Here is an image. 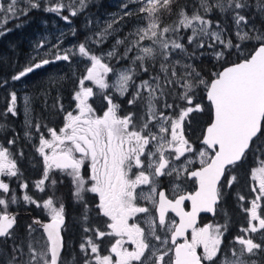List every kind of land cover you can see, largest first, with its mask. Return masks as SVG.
Returning <instances> with one entry per match:
<instances>
[{
  "label": "rangeland",
  "instance_id": "rangeland-1",
  "mask_svg": "<svg viewBox=\"0 0 264 264\" xmlns=\"http://www.w3.org/2000/svg\"><path fill=\"white\" fill-rule=\"evenodd\" d=\"M97 1L0 0V39L31 7L42 12L41 27L31 37L32 49L26 61L20 65L18 73L0 75V104L5 107L1 111L2 118L5 119L11 110L10 114L14 115L11 124L21 120L22 135L31 143V148L22 155L18 152L6 154L8 160H16L13 166L8 164L0 148V170H16L12 174L8 172V176L16 178L11 183L15 205L21 199L30 208H36L40 215L55 216L65 201L63 194L62 197L51 194L52 190L55 192L54 189L62 187L59 183L64 179L59 173L63 170L59 169V164L64 161V155H52L57 159L55 165L48 160L45 151L58 138L53 152H64L65 143L69 142L65 135L70 131L69 124L76 125V119L90 112L98 113L96 104L100 99L106 102L108 96L113 98L115 94L123 98L127 90L132 89V100L147 105V109L142 120L131 119L130 115L115 117L123 126L121 137H128L136 146L134 159L122 166L141 168L149 177L152 183L149 191L145 192L140 186L143 182L135 189L136 198L143 200L153 216L146 221L147 232L143 237L135 238L132 245L123 246L121 251L126 253L120 256L128 264H152L172 253L167 234L164 235L170 226L161 225L154 211L160 186L156 168L165 158L169 163L168 176L178 181L186 170L206 164L212 156V151L200 143L203 130L212 117V107L206 99L211 78L201 72L196 62L202 56H212L220 62L247 57L251 51L249 46L264 42V27L248 14L253 8L263 9V14L264 2L186 0L188 7L164 23L162 16L165 14L167 19L169 14L162 9L170 0H109L115 3L113 11L94 19L92 15L88 17L96 34L93 41L97 47H94L78 40L73 14ZM214 10L220 15H215ZM225 15L230 18V27L226 25ZM217 74L218 71H213L212 75ZM56 108L60 112L57 126L47 123L57 115ZM42 157L51 174H17V170H28L27 167L37 161L33 170H44L40 164ZM21 158H25V167L18 164ZM0 182L8 186L3 177ZM177 186L173 182V187ZM231 186L238 190L235 192L236 205L248 223L245 236L253 242V250L241 245L234 251L238 249L255 257L261 251L264 237V229L257 224L258 219L264 223L262 151L247 157L243 166L228 169L220 194L226 195ZM4 207L0 206V212ZM85 208L88 209L83 206L77 211V229L72 234L66 233L67 245L60 264L122 262L114 249L115 230L111 222L101 218L90 220L89 213L84 214ZM136 211L132 214H137ZM228 214L229 209L223 203L218 215ZM33 225L21 237L11 235L7 239L0 264L50 263L48 240ZM255 231L260 241L254 237ZM227 256L224 253L221 259ZM253 263H257L256 259H248V264Z\"/></svg>",
  "mask_w": 264,
  "mask_h": 264
},
{
  "label": "flooded vegetation",
  "instance_id": "flooded-vegetation-1",
  "mask_svg": "<svg viewBox=\"0 0 264 264\" xmlns=\"http://www.w3.org/2000/svg\"><path fill=\"white\" fill-rule=\"evenodd\" d=\"M132 99L133 91L130 88L123 98L115 94L113 98L108 96L106 102L100 99V103L96 104V108H99L98 113H95L96 115L90 112L86 116L76 119V125L72 126L69 124L70 131L68 134L65 132V135L70 144L69 142L65 143L66 149L64 152H53L54 148H57L58 138L55 144L45 151L48 160L54 162L55 165L57 164V159L52 155H64V161L59 164V169L63 170L59 173L63 175L64 179L59 183L62 187L59 190L54 189L55 192L52 190L51 194H58L61 197L63 194L65 201H62L63 205L55 216L40 215L36 208H30L21 199L15 205L13 200L14 185L11 183L16 178L14 179L12 175L8 176V172L12 174L16 170H0L2 172L0 178L3 177L8 181V186L4 182H0V206H5L4 210L0 212V221L2 215L10 214V217H7V223L11 224L10 229L5 234H0V255L3 253L7 239L11 235L21 237L32 224L36 225L44 233L42 228L35 223V220L48 221L63 213L65 215L63 230L65 233L72 234L79 226L77 211L85 206L88 209L85 208L84 214L89 213L90 220L101 218L104 222L106 220L111 222L115 230L114 249L119 254L117 258L122 261L117 264H128L123 262L120 256L121 253H126L121 251L122 247L132 245L135 238L143 237L147 227L146 221L153 216L151 215L152 213H149L150 211H147L143 200L136 198L137 189H135L139 182H143L140 186L144 188L145 192L149 191L152 186L149 177L141 168L122 166L124 162H131L134 159L136 146L128 137H121L123 126L122 123H117L115 117L130 115L131 119L142 120L146 116L147 105H140L139 102ZM5 106L7 107L8 105ZM198 109H201V106L198 105ZM2 110L0 109V120L2 121V124H0V148L3 149L5 157L7 153L12 152H18L22 155L24 151H28L31 148V143L25 142V138L22 135L21 120H17L16 124H11L14 115L10 114V110V113L7 114L9 116L7 119L10 123H5L2 118ZM188 110L190 112L191 107ZM122 114L125 115L122 116ZM47 122L57 126L53 120H48ZM5 126L6 128H4ZM137 149L139 151L140 147L137 146ZM43 159L45 158L42 157L40 159V164L44 170H33L38 163L37 161L32 167H27L28 170H17V174L24 175L26 173L29 175L32 172L33 174L41 175L50 173V170H46L47 163ZM163 160L166 159L162 158L161 162ZM15 162L16 160L14 162L8 160V164H11V166ZM165 163L166 166L161 170L160 174H158V167L156 168L160 186L154 211L158 220V201L162 190L174 201L179 195L193 193L197 189V180L190 175L192 169L186 170L185 175L178 177V181H174L167 174L168 161L166 160ZM18 164L21 167H25V158L19 159ZM144 171L148 172V170ZM227 172L228 170H226V174ZM226 174L219 184L220 202L216 205L214 215L201 213L195 225L183 232L177 229L180 217L174 212L176 210L179 211L177 205H180L183 210L182 217L187 219V214L192 209V203L187 197H184L177 201V205L173 207V210H167L165 220H159L162 222L159 223L165 228L170 226V229L166 230L164 235L167 234L168 245L172 253L170 256L163 257L160 262L157 261L152 264H174L176 258L175 248L177 246L184 249L187 246V250L190 252H197L203 264H231L237 261L240 264H248V259H256L257 263L253 264H264V237L261 241V251L255 257L250 256L247 252L241 253L238 249L234 251L235 248L241 247V245L249 246L253 250V242L245 236L248 226L247 220L239 215H218L222 200L220 187ZM173 182H176L178 186L173 187ZM135 211L137 214L133 215L132 212ZM257 224L264 229V223L260 219H258ZM212 233L213 237L211 238ZM256 233L255 231L254 237L259 240ZM129 239L130 241H128ZM134 246H136V243H134ZM224 253L228 256L221 259Z\"/></svg>",
  "mask_w": 264,
  "mask_h": 264
},
{
  "label": "water",
  "instance_id": "water-1",
  "mask_svg": "<svg viewBox=\"0 0 264 264\" xmlns=\"http://www.w3.org/2000/svg\"><path fill=\"white\" fill-rule=\"evenodd\" d=\"M206 98L212 106V120L205 127L201 144L213 152L209 162L192 169L190 175L197 180L193 193L170 199L164 190L158 201V218L165 220L167 210H173L177 201L187 197L192 209L182 217V209L177 205V229L185 231L195 225L201 213L214 215L220 202L218 187L229 166L241 161L254 138L262 129L264 120V42L256 45L249 56L225 65L209 84ZM163 160L158 166V174L166 166ZM10 214H4L0 221V234H5L11 224ZM42 228L49 243L50 263L59 264L65 247L63 225L65 215L48 221L35 220ZM175 248L174 264H203L197 252H190L187 246Z\"/></svg>",
  "mask_w": 264,
  "mask_h": 264
},
{
  "label": "trees",
  "instance_id": "trees-1",
  "mask_svg": "<svg viewBox=\"0 0 264 264\" xmlns=\"http://www.w3.org/2000/svg\"><path fill=\"white\" fill-rule=\"evenodd\" d=\"M264 2V0H262ZM189 3H186V0H170L168 5L163 7L162 10L167 11L169 17L166 19V16H162V20L164 23H167L174 19L179 11L182 8L188 7ZM115 9L114 1L109 0H98L97 2L89 3L84 9L78 10L75 14H73V25L75 34L80 40L82 44L90 43V45L97 47V45L93 41V37L96 36L94 32V28L92 27L93 22L88 20V17L92 15V19H94L98 15H104L105 13L111 12ZM263 9L255 10L254 8L248 11V14L252 17V19L262 25L264 27V13L262 14ZM215 15H220L214 10ZM42 12L41 10L35 9L31 7L29 10L24 12L20 18L16 21V23L12 24L9 28L7 34L0 39V57L6 56L4 59H0V75H10L15 72L18 73L20 69V65L26 61L28 54L32 49L31 37L40 29ZM228 20L227 26L230 27L229 24V16L225 15ZM232 33V31L230 30ZM257 44L249 46L251 51L255 48ZM99 47L97 48V50ZM96 50V51H97ZM250 51V53H251ZM241 58H237L236 60H226L224 62H220L219 60H215L214 57L202 56L200 60H197V66L201 70L202 73L207 75L208 77H213V71H219L225 65L238 61ZM0 109H4V107ZM57 115H53L49 120H54L56 124H58L60 118V112L58 108H56ZM3 115V114H2ZM6 118L4 119L5 123H10L7 119L9 116L6 114ZM49 123V122H47ZM52 124V123H51ZM6 128V126L4 127ZM25 142L27 140L25 139ZM29 143V142H27ZM262 151L264 155V120L262 124V129L259 135L253 140L250 149L247 151L245 157L240 163L233 165L235 166H243L244 161L247 157L253 156L254 152ZM245 172V171H244ZM242 184H245V181H241ZM238 191L234 186H231L226 195H221V206L223 203L226 208L229 209V214L235 216L238 214L242 216L237 208V201L235 197V192ZM65 238V249L63 255L66 250V233L64 231ZM62 255V256H63Z\"/></svg>",
  "mask_w": 264,
  "mask_h": 264
}]
</instances>
